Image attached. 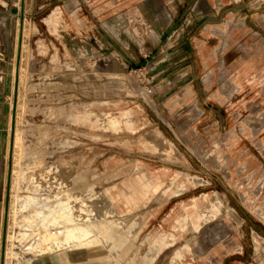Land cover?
I'll return each mask as SVG.
<instances>
[{
  "label": "rangeland",
  "instance_id": "rangeland-1",
  "mask_svg": "<svg viewBox=\"0 0 264 264\" xmlns=\"http://www.w3.org/2000/svg\"><path fill=\"white\" fill-rule=\"evenodd\" d=\"M19 1L0 0V246ZM24 13L9 264L62 251H32L35 211L60 203L110 228L104 247L65 250L86 264H264V0H25Z\"/></svg>",
  "mask_w": 264,
  "mask_h": 264
},
{
  "label": "bare ground",
  "instance_id": "bare-ground-1",
  "mask_svg": "<svg viewBox=\"0 0 264 264\" xmlns=\"http://www.w3.org/2000/svg\"><path fill=\"white\" fill-rule=\"evenodd\" d=\"M22 34H23V28H22ZM22 43H23V40H22ZM21 52H23L22 49H21ZM15 54H16V50H15ZM227 86H229V85H227ZM19 89H21L20 88V74H19V84H18V100L20 98V93H21V92L19 93ZM236 91H237V89H236ZM18 100H17V102H18ZM11 110H12V107H11ZM17 111H19L18 110V103H17V107H16V114H17ZM16 116H18V115H16ZM128 116H129V114H128ZM10 118H11V116H10ZM110 124L115 127V126L118 125V122L115 119H110ZM254 126H255V124H254ZM256 129H258V128H256ZM16 130L17 129L15 128L14 142H13V151L15 149V144H16ZM151 134L153 136V138H152L153 140L160 141L163 145H165V148L163 147V149H160V150L157 149L159 152H162L164 155L167 154L168 152H170L169 145L164 141V139L161 136H159L156 132H151ZM13 154H12V169H11V177H10V191L12 190V175L14 173V169H13V165H14V163H13L14 162ZM173 155H174V157L181 159L180 155L175 150H173ZM45 176H47V175H44V176L41 175L40 178L43 179V178H45ZM13 177H15V176L13 175ZM46 178H48V176ZM41 182L42 181H40L39 185L42 184ZM50 185H48V186L51 187ZM45 190H48V189H45ZM48 200H50V199H48ZM219 205H221V204L218 202L217 206L216 205H214V206H215V208H218ZM71 206H73V205H70V208H69L67 203H60V207L61 208L58 211H55L54 213L51 210L50 211H46L45 213H41V211H39V210L35 211V215L39 219L38 225L35 224V227L37 228L36 229V231H37V234H36L37 240L36 241H37L38 244L33 248V250L31 249L33 252L37 253L40 256H45V255L50 254L51 252H53L54 251L53 248H55L56 250H62V251L63 250L64 251L65 250L68 251V250H71L72 248H86V249L87 248H94V249H96L97 246L104 247L103 243L105 241H107L108 239H113L112 238V233H110V228L108 226H106V224L103 223L101 221V219H99V221H91V219L86 218L85 219L86 227H83L82 216H81V220L79 218H77V217H76L77 219H75L74 215L76 213L74 214L73 211H69L68 210V209L71 210ZM212 206L213 205H211L210 207H212ZM208 207H209V205H208ZM79 210H80V207H79ZM76 211H77V209H76ZM83 212H85V211H83ZM8 213H10L9 205H8ZM77 214L79 215V213H77ZM208 214H211V213H208ZM204 215H205V213L203 212L202 214H200L198 216V219L199 218H203ZM116 223H117V225L119 227H121V223L118 222V220L116 221ZM54 225L60 226L63 229H65L64 233H63L62 230H60L58 232L57 231L52 232L49 229V227L50 226H54ZM67 225L69 227H67ZM8 230H9V227L7 225L6 245H5V253H4V264H9L10 263V258L12 257L11 253L9 251V248H8V242L10 241V238H11L10 237V233H9ZM71 241H73V243H71Z\"/></svg>",
  "mask_w": 264,
  "mask_h": 264
},
{
  "label": "water",
  "instance_id": "water-1",
  "mask_svg": "<svg viewBox=\"0 0 264 264\" xmlns=\"http://www.w3.org/2000/svg\"><path fill=\"white\" fill-rule=\"evenodd\" d=\"M20 10L19 18L20 22L18 24V35L16 41V54H15V65H14V84L12 93V110L10 118V134H9V147H8V158H7V170L5 179V198L2 216V233H1V246H0V264H4V253L6 245V230L8 225V205H9V195H10V177L12 169V154H13V142H14V132L16 124V107L18 100V84H19V74H20V64H21V49H22V28H23V18H24V4L25 0H20Z\"/></svg>",
  "mask_w": 264,
  "mask_h": 264
},
{
  "label": "crops",
  "instance_id": "crops-1",
  "mask_svg": "<svg viewBox=\"0 0 264 264\" xmlns=\"http://www.w3.org/2000/svg\"><path fill=\"white\" fill-rule=\"evenodd\" d=\"M17 31H18V25L14 29V32L10 31L9 35H8L9 39L12 37V35L15 37V44H16ZM8 47H9V45H8L7 40H5V38L0 39V56H1L0 61H2V62H4L2 60V58H4V55L7 53ZM14 53H15V48H14ZM37 58H38V56L33 57V59H37ZM83 58H84V56H83ZM130 62L132 63L131 60H130ZM128 64H130V63L128 62ZM12 70L14 72V64L12 66ZM184 72L185 73H181L178 75L176 83L183 82L184 83V88H183L184 90H180L179 93L188 94L189 92L191 93V87L189 85L190 84L189 80L191 78L190 77L191 75L187 71H184ZM2 73H3V71H2ZM86 261H89V260H86V255L76 256V257H68L65 251H60V252H58V253L50 256V257L41 258V259H28V260H25L24 262H22L21 264H86ZM96 261H100V260H96ZM90 262H92V261H90Z\"/></svg>",
  "mask_w": 264,
  "mask_h": 264
},
{
  "label": "built area",
  "instance_id": "built-area-1",
  "mask_svg": "<svg viewBox=\"0 0 264 264\" xmlns=\"http://www.w3.org/2000/svg\"><path fill=\"white\" fill-rule=\"evenodd\" d=\"M152 82H153L152 80H147V82H146V87H145V89H147V91H148L149 93H151L150 85H151Z\"/></svg>",
  "mask_w": 264,
  "mask_h": 264
}]
</instances>
